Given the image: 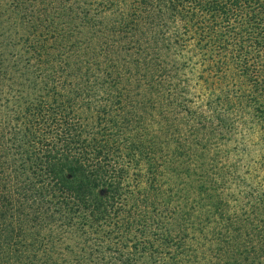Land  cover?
Masks as SVG:
<instances>
[{
  "label": "trees",
  "instance_id": "trees-1",
  "mask_svg": "<svg viewBox=\"0 0 264 264\" xmlns=\"http://www.w3.org/2000/svg\"><path fill=\"white\" fill-rule=\"evenodd\" d=\"M21 1L0 264H264V0Z\"/></svg>",
  "mask_w": 264,
  "mask_h": 264
},
{
  "label": "rangeland",
  "instance_id": "rangeland-1",
  "mask_svg": "<svg viewBox=\"0 0 264 264\" xmlns=\"http://www.w3.org/2000/svg\"><path fill=\"white\" fill-rule=\"evenodd\" d=\"M16 1L17 0H1L0 22L2 30L0 37V54L3 62L6 65H10L11 72L17 75L18 72L14 70V68H16L14 62L16 60L22 63L25 60L28 54L30 40L31 42L33 40V28L32 25H30L32 23L23 17L24 13H20V10H22L20 5L27 1H21V4H17ZM253 163L254 165H259L256 173L261 174L263 172L264 162ZM240 164H243V162ZM136 254L140 255L142 259L147 258L143 250H136Z\"/></svg>",
  "mask_w": 264,
  "mask_h": 264
}]
</instances>
